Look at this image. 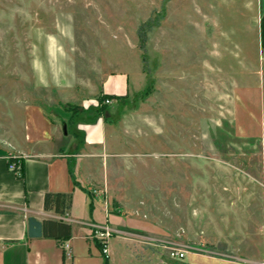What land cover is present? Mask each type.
<instances>
[{
	"label": "rangeland",
	"instance_id": "rangeland-1",
	"mask_svg": "<svg viewBox=\"0 0 264 264\" xmlns=\"http://www.w3.org/2000/svg\"><path fill=\"white\" fill-rule=\"evenodd\" d=\"M263 5L0 0V138L21 135L27 104L68 122L101 110L110 143L92 187L125 215L105 223L167 233L132 234L127 249L161 245L170 264L183 263L174 249L204 264L229 263L194 254L264 264ZM109 75L129 76L130 91L100 108ZM112 229L109 250L132 233Z\"/></svg>",
	"mask_w": 264,
	"mask_h": 264
},
{
	"label": "crops",
	"instance_id": "crops-1",
	"mask_svg": "<svg viewBox=\"0 0 264 264\" xmlns=\"http://www.w3.org/2000/svg\"><path fill=\"white\" fill-rule=\"evenodd\" d=\"M258 25L259 54L264 62V5ZM111 76L104 78L102 94L124 96L130 91L129 76ZM111 78H119L122 89ZM69 118L68 122L58 114L51 115L43 105L27 104L21 135L13 136L8 142L0 138V264H170L169 254L161 245L154 249H127L126 246L133 235L145 234L153 239L167 237L160 227L131 225L132 228H125L123 223L112 226L105 223L108 214L125 215L111 209L105 203L106 197L93 194L91 190L92 185L106 177L103 164L110 142L104 117L96 110L83 109L70 114ZM63 122L67 134L63 133ZM68 124H71L69 130ZM10 154L21 159L20 173L9 169L7 157ZM99 168L102 171L99 172ZM47 192L71 194L66 213L61 215L44 208ZM29 216L42 222V230L45 220L68 223L71 237L63 242L68 244L69 253L62 247L63 242L43 235V231L39 237L28 235ZM94 225L132 232L127 236H114L107 263L94 237ZM190 254L181 258L182 264H204L195 258L191 260ZM194 255L219 263L250 264L233 257Z\"/></svg>",
	"mask_w": 264,
	"mask_h": 264
},
{
	"label": "trees",
	"instance_id": "trees-1",
	"mask_svg": "<svg viewBox=\"0 0 264 264\" xmlns=\"http://www.w3.org/2000/svg\"><path fill=\"white\" fill-rule=\"evenodd\" d=\"M147 29L143 27L139 28L140 42H144L146 39ZM144 44V43H143ZM121 96L113 94H101L98 97V102L101 103L100 108H103L105 104H102L106 98H120ZM101 114V110L97 111ZM71 194L60 192H47L44 196L43 206L46 210H53L54 212L63 215L70 208ZM43 235L57 238L60 243L71 237L70 225L61 220H45L43 222ZM106 263L108 262L105 259Z\"/></svg>",
	"mask_w": 264,
	"mask_h": 264
},
{
	"label": "built area",
	"instance_id": "built-area-1",
	"mask_svg": "<svg viewBox=\"0 0 264 264\" xmlns=\"http://www.w3.org/2000/svg\"><path fill=\"white\" fill-rule=\"evenodd\" d=\"M111 98H106L103 102L109 104ZM8 163H9V169L13 170L14 172L20 173L21 169H22V163H21V159L17 156H14L13 154L8 155L7 157ZM93 194H100L104 197L103 192L100 189H91ZM105 203H107V201L105 200ZM93 233H94V237L96 238V240L99 243V246L102 249V252L105 256H107L109 254V247H108V242L110 237L112 236L113 233V229L111 227H109L108 225H94V229H93ZM62 247L65 249L66 253H69V248H68V244L66 242L62 243ZM170 255L173 257H184V253L174 249Z\"/></svg>",
	"mask_w": 264,
	"mask_h": 264
},
{
	"label": "water",
	"instance_id": "water-1",
	"mask_svg": "<svg viewBox=\"0 0 264 264\" xmlns=\"http://www.w3.org/2000/svg\"><path fill=\"white\" fill-rule=\"evenodd\" d=\"M62 129H63V133H66V123L63 122L62 123ZM28 235L32 236V237H39L41 236L42 233V222H40L39 220H36L34 217L29 216L28 217Z\"/></svg>",
	"mask_w": 264,
	"mask_h": 264
}]
</instances>
